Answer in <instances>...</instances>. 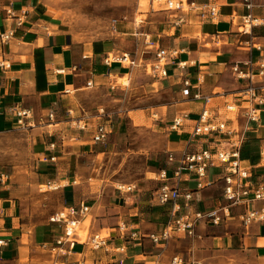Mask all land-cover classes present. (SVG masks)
<instances>
[{"label": "crops", "instance_id": "obj_1", "mask_svg": "<svg viewBox=\"0 0 264 264\" xmlns=\"http://www.w3.org/2000/svg\"><path fill=\"white\" fill-rule=\"evenodd\" d=\"M218 1L222 4L218 20H203L197 12H190L187 21L179 25L174 23L182 13L161 6L163 19L156 26L157 31L149 34L152 35V44L146 42L149 50L142 52L146 51V58L152 60L158 47L178 51L167 66L168 76L158 81L171 99L170 105L161 110V125L168 135L164 151H175L178 156L186 149L198 151L206 145L202 138L191 141L195 119L204 108V99L193 97L197 91L210 97L215 113L227 103H236L240 112L232 114H239L233 121L241 128L245 126L243 106L249 79L239 78L233 66L245 67L250 61L264 58V0H254L253 15L257 23L247 32L239 31L241 15L247 12L241 2ZM56 2L59 1L0 0V34L15 29L14 36L6 43L0 36V58L8 64L0 67V135L22 130L34 135L32 153L42 169L38 179L58 183L56 189L63 195L64 207L83 201L91 206L80 223L88 226L89 235L106 232L110 235L107 247L93 249L79 241L73 252L59 258L75 264H121V261L122 264H169L179 254L187 261L201 264H264V221L247 226L241 221L242 213L248 208H264V199L232 205L231 217L222 224L201 221L196 236L178 235L165 245L154 244L147 237L151 232L161 231L167 220V206L153 200L162 184L157 177L152 181L145 177V182L131 192L117 188L107 193L95 192L89 186L91 169L97 167L99 155L109 148L106 150L100 146L102 142H94L97 125L105 124L109 137L118 124L112 125V119L98 112L99 102L88 97L95 98L100 91L105 96L111 94L108 86L111 78L118 82L138 66L110 59V45L112 49L115 47L112 41L79 38L77 29L57 13L60 9ZM9 9L14 16L9 15ZM231 15H235L234 22ZM18 16L23 20L20 25ZM236 26H240L238 30ZM179 62H186V67H178ZM188 77L192 81L191 96L182 92L184 79ZM255 79L258 86L264 84V75L256 74ZM20 106L30 110L29 125L22 126L18 121L14 108ZM51 111L55 112L53 119L49 118ZM176 116H186V125L171 130L169 125ZM81 121L84 125H80ZM51 155L56 156L55 161L50 159ZM242 157L244 165L252 169V179L264 182V112L261 121L253 123L248 131ZM165 163L166 160L157 165L158 171L167 167L172 176L175 165ZM206 171L201 188L193 176L184 175L180 182L183 189L193 190V211L228 204L223 195V166L211 165ZM0 174L5 176L4 183L0 182V240L3 241L0 264H24L22 258H28L30 264L40 248L48 249L54 243L61 228L50 219L33 224L26 218L28 196L23 194L20 184L10 182L9 173L1 170ZM170 183H174L173 179ZM181 202L185 199L181 198ZM123 223L129 228H139L146 237L136 242L119 236V225Z\"/></svg>", "mask_w": 264, "mask_h": 264}, {"label": "built area", "instance_id": "obj_2", "mask_svg": "<svg viewBox=\"0 0 264 264\" xmlns=\"http://www.w3.org/2000/svg\"><path fill=\"white\" fill-rule=\"evenodd\" d=\"M242 6L247 10L241 15L243 29L241 32L250 31L252 26L256 24L257 18L253 15L254 0H239ZM150 4L154 11L160 10L164 6L166 10L180 11L182 14L175 21V25H179L187 21L186 17L190 12H197L203 20H218L222 15V4L218 0H150ZM9 15L14 16L12 9L8 10ZM235 15L230 16V20L234 22ZM20 25L23 20L18 16ZM15 29H11L0 34L2 42L6 43L14 36ZM148 44L152 41L148 38ZM178 54L177 50L158 47L155 57L148 60L146 56H134L131 52H123L115 57L120 62H125L130 66H141L146 70L151 69V73L159 78L168 76V64L171 63ZM7 61L0 58V67H7ZM178 67L185 68L186 62H179ZM256 67L259 70L256 71ZM233 71L239 78L249 79V84L245 92V105L243 106V116L246 119L245 126L240 127L233 120L238 115L233 113L240 112V107L236 103H227L223 110L216 113L213 110V104L210 97L204 96L197 91L193 97L204 99V108L199 116L195 119V124L191 131V141L195 138H202L206 144L201 150L182 151L178 156L175 151H169L166 159V166L175 165L172 169V176L169 175L167 167L161 168L157 173V178L162 182L153 195V200L158 205L167 206V220L164 227L159 232H151L147 237L154 244L167 245L169 241L178 235H186L189 237L196 236V228L201 221L210 222L214 225H220L229 217H231V206L237 204H250L256 200L264 199V182H255L252 169L243 163L242 150L248 140V131L255 122H260L264 112V84L258 86L256 84L255 75H264V58L257 62L250 61L245 67L235 64ZM92 82L89 81L88 85ZM183 94L191 96L192 81L190 78L184 79ZM14 112L18 117L20 125H29L27 118L30 116V110L23 107L14 108ZM222 115H225L223 117ZM55 112L49 113V118L53 119ZM186 116H176L169 125L171 130L182 129L186 125ZM232 120L233 122H230ZM108 129L105 124H98L96 132L93 136L94 142H105L108 138ZM55 148V144H51ZM50 150V149H49ZM52 161L56 160L55 155H51ZM211 165H219L224 168V190L223 195L228 204L212 208L208 210L193 211V190L183 189L180 182L183 176L195 177L198 181V188L203 186V177L206 176V170ZM173 179L174 183L171 184ZM5 176L0 174V182L4 183ZM125 186H119V190H123ZM128 190H133L134 186H128ZM124 191V190H123ZM181 198L185 202H181ZM91 206L83 201L79 205L65 206L50 216V221L57 224L61 228V233L56 237L54 243L49 245L51 251L55 254L53 264H75L73 261H65L60 256L69 254L74 251L77 242L82 241L93 249L107 247L110 235L96 233L87 236L85 240H81V236L77 235L78 228L82 219L88 215ZM241 221L244 225H250L253 222L264 221V208L255 209L248 208L241 215ZM119 236H125L127 240L136 242L142 241L146 234L141 232L139 228H129L126 224H120ZM3 241L0 240V245ZM123 262L121 261V264ZM169 264H201L199 261H187L182 255H175Z\"/></svg>", "mask_w": 264, "mask_h": 264}, {"label": "rangeland", "instance_id": "obj_3", "mask_svg": "<svg viewBox=\"0 0 264 264\" xmlns=\"http://www.w3.org/2000/svg\"><path fill=\"white\" fill-rule=\"evenodd\" d=\"M58 1L56 4L60 10L57 13L77 29L79 38L115 43L114 49L110 45V59L121 55L123 50L132 51L134 56H147L146 51L142 53L150 48L146 47V40H152L149 34L157 31L156 26L163 19L164 12L154 11L149 0ZM159 80L161 78L153 75L150 68L146 70L138 66L118 82L111 78L108 85L111 94L105 96L100 91L95 98L88 97L92 102H99L98 112L112 119V125L118 124L106 142L100 144L104 149L109 148L99 155L97 167L91 169L93 175L89 186L95 192L107 193L115 188L120 191L118 187L123 185L125 192H131L127 189L129 185L134 186V191L145 182V177L150 181L157 177V165H162L168 156L164 151L168 135L161 125V110L171 103L168 91L162 89ZM73 115H77L76 110ZM80 125L84 122L81 121ZM34 137L25 130L0 135V167L10 174L11 183L21 185L23 194L28 196L26 218L37 224L49 220L64 205L63 195L56 189L58 183L38 179L42 169L37 166L32 153ZM76 179L80 181V177ZM102 234L109 235L108 232ZM77 235L85 240L89 236L88 226L80 225ZM54 259L53 251L40 248L30 264H52ZM22 262L28 264V258H22Z\"/></svg>", "mask_w": 264, "mask_h": 264}, {"label": "bare ground", "instance_id": "obj_4", "mask_svg": "<svg viewBox=\"0 0 264 264\" xmlns=\"http://www.w3.org/2000/svg\"><path fill=\"white\" fill-rule=\"evenodd\" d=\"M243 29V27H241V30ZM123 186H125V185H123Z\"/></svg>", "mask_w": 264, "mask_h": 264}]
</instances>
